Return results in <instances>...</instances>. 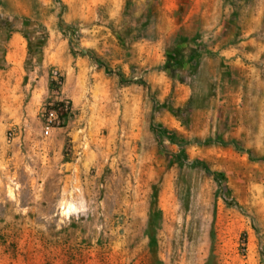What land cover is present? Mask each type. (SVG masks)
Masks as SVG:
<instances>
[{"label":"rangeland","instance_id":"1","mask_svg":"<svg viewBox=\"0 0 264 264\" xmlns=\"http://www.w3.org/2000/svg\"><path fill=\"white\" fill-rule=\"evenodd\" d=\"M0 264H264V0H0Z\"/></svg>","mask_w":264,"mask_h":264},{"label":"built area","instance_id":"2","mask_svg":"<svg viewBox=\"0 0 264 264\" xmlns=\"http://www.w3.org/2000/svg\"><path fill=\"white\" fill-rule=\"evenodd\" d=\"M64 83V77L59 71H51L49 75L50 97L38 114L44 138H48L54 131L64 128L72 114L70 102L63 97Z\"/></svg>","mask_w":264,"mask_h":264},{"label":"trees","instance_id":"3","mask_svg":"<svg viewBox=\"0 0 264 264\" xmlns=\"http://www.w3.org/2000/svg\"><path fill=\"white\" fill-rule=\"evenodd\" d=\"M152 131H153L156 135H158L159 132H162V129H155L154 127H152Z\"/></svg>","mask_w":264,"mask_h":264},{"label":"bare ground","instance_id":"4","mask_svg":"<svg viewBox=\"0 0 264 264\" xmlns=\"http://www.w3.org/2000/svg\"><path fill=\"white\" fill-rule=\"evenodd\" d=\"M16 45V46H15ZM14 46H15V48L17 47V44H14ZM11 60H13V61H15V58L14 57H12V58H10Z\"/></svg>","mask_w":264,"mask_h":264},{"label":"crops","instance_id":"5","mask_svg":"<svg viewBox=\"0 0 264 264\" xmlns=\"http://www.w3.org/2000/svg\"><path fill=\"white\" fill-rule=\"evenodd\" d=\"M46 88H47V87H46V85H45V87H44V89H43V94L45 93Z\"/></svg>","mask_w":264,"mask_h":264}]
</instances>
